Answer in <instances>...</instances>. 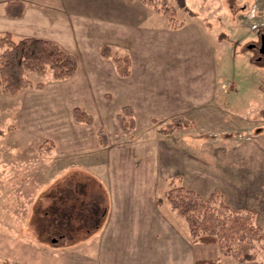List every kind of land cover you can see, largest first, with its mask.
<instances>
[{"label": "rangeland", "instance_id": "1", "mask_svg": "<svg viewBox=\"0 0 264 264\" xmlns=\"http://www.w3.org/2000/svg\"><path fill=\"white\" fill-rule=\"evenodd\" d=\"M8 1L0 0V13ZM187 4L193 13L189 16L180 11L178 17L194 28L211 31V35L206 31V36L213 45L212 58L218 79L239 83L240 87L233 95V109L226 110L223 106L214 121L202 113L199 124L206 133H213L214 130H207L211 124L219 128L229 127L233 135L251 124L264 131V59L258 60L257 50L249 47L253 43L258 44L259 35L264 32V0H187ZM0 24L7 27L5 22ZM150 25L167 26L168 19L164 14L149 9L147 26ZM4 32L7 31L1 33ZM13 37L21 38L18 34ZM190 40L187 39L190 47L185 45L182 48L178 45L170 47L166 39L159 46L153 39L148 56L150 66L158 69L165 81H177L174 73L183 67L187 72L190 70L195 79L200 75L201 67L206 70L209 66V56L203 55L200 41L197 39L194 43V39ZM156 45L160 50L154 48ZM118 52L123 55L126 51ZM84 60L85 57L81 56L79 79L75 77L74 81L56 80L52 71L48 70L42 76L30 74L33 84L43 81L44 88L27 87L9 95L0 86V264H105L103 250H113L110 245L116 243L117 247L121 246L122 252L125 245L129 246L134 239V234L128 231H116L112 236V231H105V247L98 248L96 241L103 232L97 231L106 222L104 211L106 208L107 213L111 204V195L116 209L127 206L122 209L145 211L157 206L161 210L154 214L165 218L164 212L172 214L171 208L166 201L159 206L156 198L163 197L172 179L198 190L201 184L207 186L212 181L216 182V187L220 185L218 179L223 177L224 168H185L184 162L176 157L177 151L170 149L165 152L168 161L162 158L159 167L130 169L129 157L136 151H130L127 146L139 145L138 136L146 132L147 127L141 121L132 138L114 129L111 117H114L115 111H120L123 104L119 94H114L112 98L108 93L105 95L107 99L102 96L103 102L92 104L95 107L93 111L86 108L95 117L91 127L75 120V106H88L94 91H103L109 86H112L109 89H114V70L109 68L116 69L115 65L114 68H103L94 63L91 71L83 67ZM218 103L222 104L220 99ZM185 116L191 121L187 126L196 123L189 114ZM228 116L229 119L226 118ZM248 118L256 121L250 122ZM103 127L109 131L106 146L99 142V132ZM148 134L151 136L152 131ZM118 143L122 151L114 153V148L109 146ZM257 149L264 152L263 134L257 144L244 150L243 158L255 159L248 154ZM208 155V150L201 152L202 159H207ZM102 159L107 162L106 165H102ZM152 173L153 184L147 182ZM121 176L132 178V184L123 185L124 193L114 182H118ZM196 178L200 181L197 182ZM126 193L129 196H125ZM153 195L155 200L150 202ZM242 202L251 204L249 208L256 211V223L264 228L263 201L254 203L245 199ZM173 216V223L177 226L175 237L192 242L184 220ZM155 233L151 234L152 240L156 238ZM162 234L166 236L167 232ZM159 238L172 240V233ZM83 240L92 242L80 245ZM196 247V244L189 247L191 258H196ZM154 252L149 264L160 263L157 249ZM83 253L90 258L84 257ZM116 254L120 256L118 252ZM126 255L130 263L133 260L130 249ZM232 261L238 262L231 256H221L222 264H231ZM105 262L108 264L107 259Z\"/></svg>", "mask_w": 264, "mask_h": 264}, {"label": "crops", "instance_id": "2", "mask_svg": "<svg viewBox=\"0 0 264 264\" xmlns=\"http://www.w3.org/2000/svg\"><path fill=\"white\" fill-rule=\"evenodd\" d=\"M24 1L27 3V9L19 18H8L2 7L0 22H5L7 27L0 24V33L7 31L15 37L17 34L20 37L39 36L59 42L67 50L75 53L79 59L77 72L68 79H72V81L75 77L79 79L81 56L86 59L83 62L85 69L88 67L91 70L94 63H98L103 68L107 66L114 68L113 65L115 64L112 59L101 55V47L105 44L110 45L118 55H122L119 54L118 50H123L126 51L123 55L130 56V75L122 76L117 72L116 67V69L109 68L114 70L112 75L114 89H109L112 87L109 86L103 91H99L100 89L94 91L90 104L84 106L85 109L88 108L89 111H93L95 107L92 104L103 102L101 97L106 98L105 95L111 93L112 98L114 94L116 96L119 94L122 98L121 108L127 104L134 107L136 127L131 134H126L122 130L117 118L120 111H115L114 117H111L114 129L131 138L139 130L141 121H144L147 127L146 132L138 136V141L141 142L139 145L127 146L130 151H136V154L133 153L129 157L130 169L158 166L161 164L162 158H166L168 161L169 157L165 155V152L169 149L174 150L178 153L176 157L179 158V161L184 162L185 168L192 166L224 168L223 174H221L223 177L218 179V183H220L218 187L215 186L217 185L216 182L212 181L208 184L205 183L207 186L201 184L200 190L194 189L203 196L207 197L214 190H219L222 192L225 201L235 208H249L251 204L245 205L242 202L245 199L254 201V203L261 200L263 201L261 206L264 207V152L257 149L248 154V156L256 157L255 159L243 158L244 150H248L251 145L257 144L261 135L264 136V131L251 124L233 135L231 128H219L216 124H211L207 130H214L213 133H206L202 125L199 124V115L202 113L206 114L209 120L214 121L218 112L223 110V106L226 107V110L228 108L233 109L235 104L233 95L239 87V83L218 79L215 62L212 58L214 56L212 55L213 45L210 38L206 36V31L210 35L212 34L211 31L194 28L186 22L179 29H171L168 25L147 26L148 10L154 9L144 3L143 0ZM153 39H156L159 46H161V41L166 39L170 47L178 45L182 48L185 45L190 47V42L187 44V39H194V43L198 39L204 48L202 49L203 55L209 56V66H206V70L201 67L200 75L195 79L190 70L187 72L184 67L180 68L181 71L174 73L177 81L167 82L165 81L166 78L158 72V69L154 70L150 66L151 59L148 56L151 54ZM159 46L156 45L154 48L160 50ZM97 54L100 57H97ZM91 56L92 59H90ZM101 57L102 60L99 59ZM257 94L259 98V92ZM219 99L221 105L218 103ZM245 111L249 112L247 108ZM91 114L93 115V113ZM185 114H189V117L193 118L196 123L193 122L191 126L185 125L170 134L159 131L160 127L165 126L174 117H186ZM114 118L117 124H115ZM226 118L229 119V116ZM248 121L253 122L256 119L248 118ZM87 125L88 127L92 126ZM103 128L109 134V131L105 127ZM256 129H258L257 133H255ZM151 131L152 135L149 136L148 132ZM200 132L203 134L199 135ZM96 144L99 145L98 142ZM114 145L109 146V148L113 147L114 153L116 151L120 153L122 151L121 144ZM204 150L209 151L207 159L201 158V152ZM176 157L175 161L178 159ZM103 159L100 161L102 165H106L107 162ZM120 168L124 169L122 166ZM128 174L130 173L128 172ZM153 177L152 173L147 182L153 184ZM131 179L129 176L127 178L121 176L118 182H114L117 183L116 186H120L122 193H124L123 185L132 184ZM196 181L199 182L200 180L196 178ZM145 191L147 192V190ZM125 196L129 195L126 193ZM153 199L154 195L150 202ZM119 207L121 206L119 205ZM125 207L127 206L121 207V210L113 207L111 195V204L107 213L106 209L104 211V214H107L106 222L97 231L98 233L103 232V235L96 241V244H98L99 249L105 247L106 241L103 239L105 231L107 233L112 231L111 236L116 231L133 233V243L127 247L125 245L122 252L121 246L117 247L115 242L114 245H110L113 250L109 252L103 250L105 264L106 259L108 264H149L150 258L155 253L154 249L158 251L159 264H196L197 260L215 259L219 256L218 246L215 243L189 242L185 238L178 240L175 237L177 226L173 223L175 221L173 213L166 211L164 212L165 218H163V215L154 214L161 210L157 206H155L156 209L150 207L149 210L146 209L145 211L122 209ZM152 232H156L155 240L151 238ZM163 232H167L166 236L172 233V240L160 239V235L166 237L165 234H162ZM89 240H83L79 244L84 245L86 242H92ZM191 244L197 245L196 258L189 256L188 251ZM129 249L133 253V260L130 263V258L126 255ZM117 252L120 256H117ZM84 257L90 258L85 254ZM231 264L264 263L257 261L233 263L232 261Z\"/></svg>", "mask_w": 264, "mask_h": 264}, {"label": "trees", "instance_id": "3", "mask_svg": "<svg viewBox=\"0 0 264 264\" xmlns=\"http://www.w3.org/2000/svg\"><path fill=\"white\" fill-rule=\"evenodd\" d=\"M143 2L154 11L164 14L171 29L184 26L185 20L178 17L180 11H185L189 16L193 13L189 10L187 0ZM25 8V1L9 0L4 10L8 17L19 18L25 13ZM101 55L112 59L120 75H130L129 55L116 54L108 44L101 47ZM78 67V56L56 40L39 36L14 39L11 32L0 33V86L9 95H14L27 87H45L43 81L33 84L30 74L42 76L51 70L56 80H65L74 76ZM73 115L79 122L89 125L94 122L93 115L81 106L73 108ZM117 118L123 132L131 134L136 127L134 107L130 104L124 105ZM190 122L184 116H177L160 127L159 131L170 134ZM99 142L105 146L109 143L108 134L104 129L99 132ZM156 200L159 206L166 201L172 213L184 220L193 242L217 244L219 253L217 258L200 259L196 264H222V255L231 256L240 263L251 261L264 263V228L256 223V211L253 208L231 206L219 190H214L205 197L175 179L169 182L163 197ZM94 224L97 225L98 222Z\"/></svg>", "mask_w": 264, "mask_h": 264}, {"label": "flooded vegetation", "instance_id": "4", "mask_svg": "<svg viewBox=\"0 0 264 264\" xmlns=\"http://www.w3.org/2000/svg\"><path fill=\"white\" fill-rule=\"evenodd\" d=\"M259 43L258 44H256V43H253V46H251L252 47V49H256L257 50V52H258V60H262V59H264V54H262L261 53V51H260V47H261V33H260V35H259ZM250 47V46H249ZM250 47V48H251Z\"/></svg>", "mask_w": 264, "mask_h": 264}, {"label": "water", "instance_id": "5", "mask_svg": "<svg viewBox=\"0 0 264 264\" xmlns=\"http://www.w3.org/2000/svg\"><path fill=\"white\" fill-rule=\"evenodd\" d=\"M250 47L253 46V44L249 45ZM260 51L262 54H264V32L261 33V47Z\"/></svg>", "mask_w": 264, "mask_h": 264}]
</instances>
